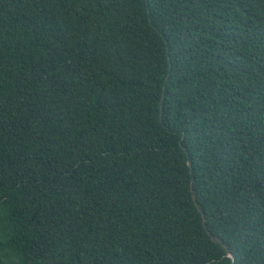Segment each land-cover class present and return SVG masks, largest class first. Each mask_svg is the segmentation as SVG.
<instances>
[{
  "label": "trees",
  "instance_id": "1",
  "mask_svg": "<svg viewBox=\"0 0 264 264\" xmlns=\"http://www.w3.org/2000/svg\"><path fill=\"white\" fill-rule=\"evenodd\" d=\"M0 264H264V0H0Z\"/></svg>",
  "mask_w": 264,
  "mask_h": 264
},
{
  "label": "water",
  "instance_id": "2",
  "mask_svg": "<svg viewBox=\"0 0 264 264\" xmlns=\"http://www.w3.org/2000/svg\"><path fill=\"white\" fill-rule=\"evenodd\" d=\"M164 97H165V88L163 89V96H162V102L164 101ZM189 166H191V162H189ZM193 200L198 208L199 211H201L200 207L198 206L195 197L193 196ZM202 219H203V224L206 227V217L204 215V213H202ZM208 233L210 234V232L208 231ZM213 241H217L214 237H211ZM225 246V245H224ZM225 248L227 249L228 253H230V251L228 250V248L225 246Z\"/></svg>",
  "mask_w": 264,
  "mask_h": 264
}]
</instances>
